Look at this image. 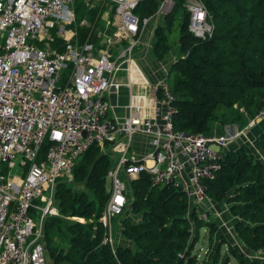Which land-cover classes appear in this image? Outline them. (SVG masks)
<instances>
[{"label":"built area","instance_id":"1","mask_svg":"<svg viewBox=\"0 0 264 264\" xmlns=\"http://www.w3.org/2000/svg\"><path fill=\"white\" fill-rule=\"evenodd\" d=\"M83 1L88 7L92 4ZM97 1L114 5L112 32L100 40L105 48L76 40L77 29L70 27L75 22L74 0H0V264H49L44 223L56 214L57 181L72 180L75 162L92 145L103 153H119L107 172L109 196L99 219L104 226L102 244L114 249L112 221L128 204L120 173L130 181L147 171L153 185L179 189L188 198L189 210L200 220L208 218L199 208L207 198L202 180L219 168L220 147L236 131L214 136L175 128L176 97L164 79L158 82L153 118L133 109L122 121L110 117L105 92L120 64L131 59L140 27L148 19L133 13L140 0ZM172 1L163 0L160 6ZM185 6L188 31L197 38L209 34L201 1L186 0ZM84 25L83 19L80 26ZM53 29L63 41L62 49L37 43L52 41ZM262 117L264 105L244 128ZM134 133L146 135L152 148L142 163L128 162ZM15 164L22 168L17 180L10 176Z\"/></svg>","mask_w":264,"mask_h":264},{"label":"trees","instance_id":"2","mask_svg":"<svg viewBox=\"0 0 264 264\" xmlns=\"http://www.w3.org/2000/svg\"><path fill=\"white\" fill-rule=\"evenodd\" d=\"M161 1L140 0L133 12L140 18L149 17ZM200 1L211 27L203 38L188 31L186 0H173L165 14V25L156 30L154 51L157 58H162L171 47L167 32L178 20L179 36L174 44L180 56L170 69L177 108L173 123L189 133H206L210 122L242 127L264 105V0ZM75 3L78 10L82 2ZM85 33L86 29L81 28L80 37ZM257 145L264 155V132L258 136ZM47 147L46 141L40 159ZM111 154L92 145L75 162L72 180L57 181L58 214L48 216L44 223L47 262L196 264V255L191 252L199 228H206L211 241L217 224L208 218L198 219L179 189L153 185L147 171L129 182V214L120 226V236L128 243L115 244L113 250L101 243L104 226L99 219L109 196L107 172L116 160ZM202 184L208 198L229 205L239 243L264 253V164L243 146L222 151L219 168ZM221 239L220 244L225 241ZM220 244L208 261L199 264H215ZM227 251L238 257L240 264H248L230 244ZM257 262L264 264L263 260L249 264Z\"/></svg>","mask_w":264,"mask_h":264},{"label":"crops","instance_id":"3","mask_svg":"<svg viewBox=\"0 0 264 264\" xmlns=\"http://www.w3.org/2000/svg\"><path fill=\"white\" fill-rule=\"evenodd\" d=\"M81 2L82 5H85L83 0H81ZM162 2L163 0L159 3L157 11L153 15L147 17V22L141 25L138 35V43L132 51L131 59L128 62L125 61L120 64L118 70L113 74L111 79L113 86H111L110 89L105 92L104 96L109 103V116L118 121H122L126 118L129 109L136 110L143 116L153 118L155 100L158 96H160V90L158 88V82L160 80H166L171 91L173 92L170 82V69L173 63L180 56L178 46L175 44L171 45L170 49L162 58H157L154 51L156 30L165 25V14L173 5L172 1L164 2L162 6H160ZM91 3V6H85L91 9L94 8L96 11L100 9L99 6H102L103 8L101 9L100 13L106 16L104 18L105 23H102L104 30L99 31L100 35L99 32L96 35V41H100L101 39H104L105 34L110 35L112 32L113 26L110 24V22L113 20L114 5L110 3L106 4L97 0H91ZM53 33H55L54 29L50 32L51 36L53 37L52 41H49L48 39H42L37 41L38 45L47 47L49 49H62V46H59L57 43H55L58 38H56V34ZM178 36L179 30L176 38H178ZM76 40L79 43H82L79 41V38ZM112 51L113 53H116L115 47L112 49ZM245 125L242 127H237L235 124L220 125L216 122H210L208 124V130L206 133L219 136L232 134L236 131L234 137L230 138L229 141L224 146H222V148H220V151L224 152L227 150H235L243 146L246 147L259 161H261V163L264 164V155L257 145L258 136L264 132V117L257 118L254 125L247 129L244 128ZM107 148H109V146ZM151 151L152 148L148 144V137L141 133H134L130 141V148L127 152L128 162L142 163L145 161V157ZM110 152L112 155H114V158H116V164L119 153H117V151L114 149H111ZM147 164H150V161H148ZM127 193L130 194V190H128ZM129 198L130 197H128V204L130 203ZM228 206L229 205L225 203L224 200L212 201L208 197L202 200L199 204V208L205 210L208 215H211L215 218L214 220L217 222V226L221 227L226 231L227 234L230 235V237L234 238L233 235H235V233L233 231V224L231 222L232 220L229 221L225 213L226 210H228ZM234 241H237V243L235 242L234 245L239 243L237 237H235ZM117 242L118 244L128 243V241L122 238H117ZM229 244L231 243L229 242Z\"/></svg>","mask_w":264,"mask_h":264},{"label":"rangeland","instance_id":"4","mask_svg":"<svg viewBox=\"0 0 264 264\" xmlns=\"http://www.w3.org/2000/svg\"><path fill=\"white\" fill-rule=\"evenodd\" d=\"M99 7H100V9H98V11H96V10H94V8L91 9V8L86 7L85 5H81L80 8H83L84 14L82 16H79V12L81 9L78 8V10H77L76 3H75V22L72 25H70V27H77L78 33H77L76 39L79 38L80 42L84 43L87 41H93V42H95V45L97 48H105L106 43L96 41L97 33L99 31L104 30L102 23H105L104 18L106 17L102 13H100V11L103 7L102 6H99ZM83 19L85 20L86 25L80 26V21ZM80 27L86 29V33L84 35H82V38L80 37V34H79L80 29H81ZM53 34H56V33H53ZM167 34H168L169 42L171 43L170 45H174V41L176 40V36L178 35V20L175 21L174 27L171 28L170 31L167 32ZM55 43H57V45H59V46H62V40H60L59 38L56 40ZM172 47H174V46H172ZM108 146H109V144H107L106 147H108ZM211 147L214 148L215 146L212 145ZM220 148H222V147H220ZM111 156H112V154H111ZM4 165H5L4 163L1 164L2 167ZM13 173H17L18 175H20L22 173V168L19 167L18 165L15 166L14 169H12V171H11V174H10L11 177L13 176ZM120 176H121L122 180L124 181L127 189L130 190V185H129L128 179L125 176L123 177L121 175V173H120ZM106 184H107L106 185L107 189L109 190L110 189L109 179H107ZM128 197H130V194H128ZM128 209L129 208H126L124 210L123 214L116 216L112 221V230H113V236H114L115 244H118L117 238H121L120 233H119L120 224H121V220L129 214ZM225 213H226L229 221L232 220L231 222L233 224V222L235 221V217L231 216V214L228 212V210H226ZM57 214H58V210L56 208V214H54V215H57ZM33 218L35 219V221H37L36 213H33ZM232 218H234V219H232ZM70 219L75 220V218H72V217ZM208 219L213 220L217 224V222L214 220L215 218L213 216L208 215ZM80 221L83 222L82 218ZM233 237L234 238L230 237V235L227 234L225 230H223L221 227L217 226L216 231H214V233L212 234L211 241H209L206 228L204 226H201L198 230V237H197V240L193 244V248H192L191 253L196 255L197 263H202L203 261H208V258L212 255L215 247L222 242L221 238H223L225 241L222 244H220L219 255L216 259L217 262L215 264H240L239 258L227 251L229 242L231 243L230 245L232 247L235 246L234 248L237 250L238 253L241 254V256L243 257V259L246 263L249 264V262H251V261H260V260L264 261V253L259 252V251L248 250L247 248H244L240 243L234 245L235 242L237 243V241H234L236 236L233 235ZM222 261H225V262H222ZM256 264H259V263L257 262Z\"/></svg>","mask_w":264,"mask_h":264},{"label":"bare ground","instance_id":"5","mask_svg":"<svg viewBox=\"0 0 264 264\" xmlns=\"http://www.w3.org/2000/svg\"><path fill=\"white\" fill-rule=\"evenodd\" d=\"M15 166H17V165L15 164L12 166L11 171H12V169H14ZM11 178H13L14 180H17L19 178V175L17 173H13V176Z\"/></svg>","mask_w":264,"mask_h":264},{"label":"water","instance_id":"6","mask_svg":"<svg viewBox=\"0 0 264 264\" xmlns=\"http://www.w3.org/2000/svg\"><path fill=\"white\" fill-rule=\"evenodd\" d=\"M113 86V85H112ZM189 263V262H188Z\"/></svg>","mask_w":264,"mask_h":264}]
</instances>
